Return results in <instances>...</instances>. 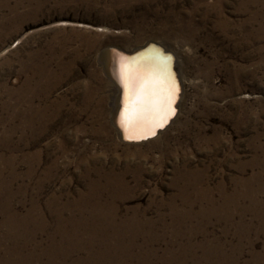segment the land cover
<instances>
[{"label":"rangeland","instance_id":"374dc122","mask_svg":"<svg viewBox=\"0 0 264 264\" xmlns=\"http://www.w3.org/2000/svg\"><path fill=\"white\" fill-rule=\"evenodd\" d=\"M146 40L177 115L120 141L99 54ZM0 264H264V0H0Z\"/></svg>","mask_w":264,"mask_h":264},{"label":"bare ground","instance_id":"6f19581e","mask_svg":"<svg viewBox=\"0 0 264 264\" xmlns=\"http://www.w3.org/2000/svg\"><path fill=\"white\" fill-rule=\"evenodd\" d=\"M148 41L153 40H146L145 42L138 44L131 49L123 48V50L126 52H131L139 47H142ZM164 46L167 49H170L167 45ZM173 54L175 55L174 52ZM123 58H125V56L117 54L113 48L105 46V48L99 54V64L101 67L100 72H102L106 81L108 93L107 107L109 108V117H107L111 127L110 129L113 130V132L116 134V137L120 141L122 140L125 142H132L129 140L131 135H137L142 130L148 129L160 122L165 116L168 118L171 114L163 110L159 112L153 110L150 113L143 112V104L139 101H142L144 97H140L138 101L136 95L131 97L129 96L128 88L126 87V74L132 78H139L137 80V87L140 85L149 87L150 91L154 93L152 95L153 101L159 100L160 98L159 86H163L168 89H174V85L169 75V71L166 68V64L168 62L166 57L156 54V52L152 50H146L132 58L129 57L125 62L122 61ZM176 61L177 63L179 62L175 56L174 65L180 80V74L178 71L179 68H177ZM120 84L126 87V95L123 98L120 96ZM130 100L134 103L129 109L130 115L129 119L126 121L123 114L126 107L129 106ZM121 105H123V107L120 110ZM174 120L175 118L170 121L168 126L159 131L154 137L145 140V142H149L156 138L159 134H161V132L167 129V127H169L174 122Z\"/></svg>","mask_w":264,"mask_h":264},{"label":"water","instance_id":"95a60500","mask_svg":"<svg viewBox=\"0 0 264 264\" xmlns=\"http://www.w3.org/2000/svg\"><path fill=\"white\" fill-rule=\"evenodd\" d=\"M113 48L117 54H121L123 56H125V58L122 59L123 62H125L126 60H128L129 57H134L146 50H152L154 52H156V54H160L161 56H164L167 58L168 62L166 64V68L169 71V75L172 79L173 85H174V89H175V98H174V103L172 104V110L169 114V117L167 118V122L164 123V126L162 128L160 127H156V124L151 126L148 129L142 130L140 133H138L135 136L131 135V139H129L132 142H140V141H145L147 139H150L152 137H154L159 131H161L162 129H164L169 123L170 121L175 117L176 113H177V104L180 98V93H181V82L179 80V76L177 74L176 68H175V55L173 54V52L170 49H167L163 44L157 42V41H148L146 42L142 47L137 48L136 50H133L131 52H126L124 51L122 48H117V47H110ZM120 96L123 98L126 95V87L120 84ZM123 107V105L120 106V110ZM162 119L160 122L158 123H163ZM157 123V124H158ZM151 131H155V135H151L150 132ZM128 140V141H129Z\"/></svg>","mask_w":264,"mask_h":264},{"label":"snow or ice","instance_id":"6c2138e0","mask_svg":"<svg viewBox=\"0 0 264 264\" xmlns=\"http://www.w3.org/2000/svg\"><path fill=\"white\" fill-rule=\"evenodd\" d=\"M126 87L128 88L129 96L136 95L139 101L140 97H144L142 101H139L143 104V112L145 113H150L153 110L159 112V111H167L171 112L172 110V104L174 103V98H175V89H168L163 86H159V100L153 101L152 100V95L154 94L153 92L150 91L149 87L145 85H140L137 87V80L139 78H132L129 77L126 74ZM132 102L130 100L129 106L126 107L125 112H124V119L127 121L129 119V109L132 107ZM167 122L166 116L164 117L163 123H158L156 124V127L162 128L164 126V123ZM151 135H155V131L150 132ZM130 139L132 137H129Z\"/></svg>","mask_w":264,"mask_h":264}]
</instances>
